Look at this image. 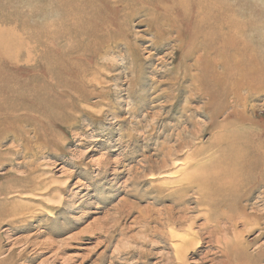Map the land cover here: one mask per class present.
<instances>
[{"label":"rangeland","instance_id":"374dc122","mask_svg":"<svg viewBox=\"0 0 264 264\" xmlns=\"http://www.w3.org/2000/svg\"><path fill=\"white\" fill-rule=\"evenodd\" d=\"M116 1L0 0V264H236L232 218L250 264H264V172L222 189L214 170L233 106L242 137L264 144V0H198L211 13L195 0ZM101 2L99 21L125 8L115 37L89 38L84 57L79 31ZM196 13L189 49L175 20ZM243 61L257 78L236 88ZM207 83L231 94L208 103ZM197 161L198 187H187ZM188 227L178 258L174 235Z\"/></svg>","mask_w":264,"mask_h":264},{"label":"bare ground","instance_id":"6f19581e","mask_svg":"<svg viewBox=\"0 0 264 264\" xmlns=\"http://www.w3.org/2000/svg\"><path fill=\"white\" fill-rule=\"evenodd\" d=\"M117 1L121 2L119 0H117ZM117 1H116V3H117ZM195 2H196L197 7L202 6L206 13H211V11L213 12V9L211 8L210 5H208L206 3V1L205 2H199L198 0H195ZM121 4H122V2H121ZM121 4L118 3V4H116V6H114L111 9V12H112L111 15L113 17L112 16L107 17V15H106L102 21L97 20V18H99L101 15H104L105 9L109 8L110 5L108 3L106 4V2H101L100 6H96V7L90 6L91 10L89 9L90 13L86 17L85 21L86 20H88V21L92 20V22H94L93 26L90 27L89 29L81 28L79 31L80 33H82L85 36V41H86L85 47L82 50L83 56L91 51V49H90L91 44L88 41L89 38L101 39V41H103V40L109 39V37H115L114 33H116V32H115L114 28H111V27H112V24L114 23V18L118 16L117 13L119 12V10L125 8L124 5H121ZM201 19H203V15L198 17V13H196L193 16V19L190 18V19L185 20L184 16L179 15L178 19L175 20V23L177 22L176 24L182 26L181 30H184V29L187 30V36L188 37H187L186 41L185 42L182 41V38H180V40H181V42H184L186 44V46L188 45L189 49H191L193 47H195V49H198V38H197L198 37V25L197 24L200 23ZM218 19H219V21H222V19H223L222 15H220L219 13H218ZM188 22H189V24H188ZM150 26L154 27V25H152V24ZM179 32H181V31H179ZM229 35L230 34L226 33L225 35H222L221 37L227 38ZM228 45L229 44L226 43V44H224L223 47L226 48V47H228ZM193 65H195V67L198 68V55L196 56V59H195V62L193 63ZM236 68H237L236 73H235V75H236L235 87L236 88L243 86L244 84L247 83V81L254 80L255 78H257L254 76H250L248 74V72L246 71V68H247V62L246 61H243L242 63L238 64V66ZM224 71H225V73H224V76L221 77V80H224V83L227 84L229 79H230V77H228V74L230 73L229 67L226 66L224 68ZM206 85L207 86H205L203 89L207 93V100H208L207 102L208 103H212L211 101H213V99L217 93L223 94V96H225V97L228 96L229 94H231V90L227 91V89L225 87L222 90H220L219 92H217L215 90L207 89V88H209V84L207 83ZM238 113H239V110L235 106H233L232 109H230L229 111L226 112L223 119H221V121L218 122V124H219L218 125V127H219L218 138L220 139L221 136L226 134V135H228V141L230 140V142L225 143V145H222V147L218 150L219 151L218 153H220V156H221V162L217 165H214V170L217 172L216 173L217 176L220 177L219 178L220 181H218V186H216L217 188L228 189L234 184H237V185L244 184L251 179V178H249V180H248V178L245 177L246 174H248V173L253 174L254 172L259 171V170L264 172V144L258 143V144L253 145L252 143H248L247 139H245V137H242V134H246L245 133L246 131H244V129H243L245 119H243L240 116V114H238ZM213 121H214V118H212V121H210V122H213ZM233 129H235V130H233ZM237 133H240L241 136H239ZM218 143L220 144L221 141H219ZM167 154H170V152L168 151ZM224 155L227 157V159L225 158ZM193 156L195 157V155H193L191 153L190 156H188V157L192 158ZM218 157H219V155H218ZM166 161H167V159H163V165L161 166L163 169L166 166H168ZM191 163H192V161L188 160L186 166L179 167L178 170L176 171L177 173H172V174H175L174 177L179 175V173H184V175L181 176L179 181L177 179H174V180H171L170 182L175 183V184H177V186H179L181 184L180 180H183L185 178V175L187 174L185 169H187L191 165ZM178 164L179 165L180 164L185 165L186 163L184 164V162H181ZM197 166H198V161L194 162V166H192V173L190 174V176L187 175L188 177H190V179H188V182L186 185L187 187L191 183H196L197 184L196 186L198 187V180H197L198 179V167ZM256 169H259V170H256ZM207 183L211 185L210 182H207ZM207 188L209 189L211 187L205 186V187L201 188L199 190V192L197 189V192L200 195H203V194H205ZM211 194H210V196L215 198L213 191L211 192ZM208 200L209 199L206 198V200L204 199L203 201L207 202ZM246 220H250V219L245 218L242 221H245L246 223H248V221H246ZM237 222L238 221L234 220L233 218L231 220H229L230 227L232 228V231H234V238L230 242L225 243V244H227V247H228L226 250V254H227L228 259H231L230 253H232L233 256L235 257V259L237 258L238 262L236 264H250L249 258H250L251 254H249L247 252V249H248V246L250 245V243L243 241L241 239L240 234L235 235L234 229H235V225L237 224ZM218 226H219V224H217V227ZM184 231H185V229H184ZM224 235H226V234H224ZM174 236L177 237V241H178L175 245H173L175 247V254L178 258H182L183 252L186 251V249L189 247L190 242L193 241L192 237L195 236V232H193L192 229H190L188 227L186 230V233H180L179 235L176 234ZM229 245H230V249H229Z\"/></svg>","mask_w":264,"mask_h":264}]
</instances>
